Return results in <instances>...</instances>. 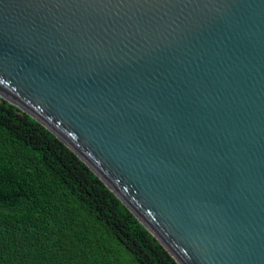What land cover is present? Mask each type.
<instances>
[{
    "label": "water",
    "instance_id": "1",
    "mask_svg": "<svg viewBox=\"0 0 264 264\" xmlns=\"http://www.w3.org/2000/svg\"><path fill=\"white\" fill-rule=\"evenodd\" d=\"M142 38V78H141ZM179 264H264V0H0V99Z\"/></svg>",
    "mask_w": 264,
    "mask_h": 264
},
{
    "label": "trees",
    "instance_id": "2",
    "mask_svg": "<svg viewBox=\"0 0 264 264\" xmlns=\"http://www.w3.org/2000/svg\"><path fill=\"white\" fill-rule=\"evenodd\" d=\"M0 264H140V223L62 142L0 99ZM141 264H179L141 222Z\"/></svg>",
    "mask_w": 264,
    "mask_h": 264
}]
</instances>
